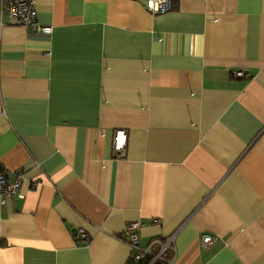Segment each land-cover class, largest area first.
<instances>
[{
	"label": "crops",
	"instance_id": "0c3cea01",
	"mask_svg": "<svg viewBox=\"0 0 264 264\" xmlns=\"http://www.w3.org/2000/svg\"><path fill=\"white\" fill-rule=\"evenodd\" d=\"M146 2L36 0L44 34L0 0V168L25 174L0 264H132L131 221L174 264H264V0Z\"/></svg>",
	"mask_w": 264,
	"mask_h": 264
},
{
	"label": "built area",
	"instance_id": "2783aa9c",
	"mask_svg": "<svg viewBox=\"0 0 264 264\" xmlns=\"http://www.w3.org/2000/svg\"><path fill=\"white\" fill-rule=\"evenodd\" d=\"M36 0H4L5 9L10 17L11 22L20 24L24 27L31 28L37 33L49 34L50 26L42 25L38 22L35 12ZM146 7L148 10L156 12H164L169 8V0H147ZM235 76H243L241 71H234ZM124 129L116 130L114 133V148L123 154L125 145ZM25 178V174L21 168L16 170L14 179L8 180L5 172L0 168V204H5L13 198L18 197V188ZM37 181L32 182V187H36ZM158 218L152 219L153 224H159ZM144 224L139 221H131L125 225L121 234V239L129 246V260L132 264H174L172 259L167 257L169 250L173 248L174 235H169L159 241V248L152 251L150 246L157 240H152L145 248L139 246V237L137 231L143 228ZM83 236V232H80ZM215 240V236L203 235L201 238L202 244H211Z\"/></svg>",
	"mask_w": 264,
	"mask_h": 264
}]
</instances>
